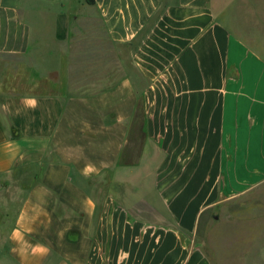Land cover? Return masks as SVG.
Here are the masks:
<instances>
[{
  "label": "crops",
  "instance_id": "1",
  "mask_svg": "<svg viewBox=\"0 0 264 264\" xmlns=\"http://www.w3.org/2000/svg\"><path fill=\"white\" fill-rule=\"evenodd\" d=\"M262 187L264 0H0V264H221Z\"/></svg>",
  "mask_w": 264,
  "mask_h": 264
},
{
  "label": "rangeland",
  "instance_id": "2",
  "mask_svg": "<svg viewBox=\"0 0 264 264\" xmlns=\"http://www.w3.org/2000/svg\"><path fill=\"white\" fill-rule=\"evenodd\" d=\"M30 76L34 78V74ZM43 82L41 91L60 93L61 82H56L55 86H51L50 80ZM217 218V222L200 232L206 250L215 247L221 264H227L229 256L234 260L231 264H236L238 259H244L246 264H259L258 261L264 264V187L237 199L232 208L219 212ZM7 227V224H0V232L2 229L5 232ZM4 248L5 242L0 239V252Z\"/></svg>",
  "mask_w": 264,
  "mask_h": 264
},
{
  "label": "clouds",
  "instance_id": "3",
  "mask_svg": "<svg viewBox=\"0 0 264 264\" xmlns=\"http://www.w3.org/2000/svg\"><path fill=\"white\" fill-rule=\"evenodd\" d=\"M32 103V106L35 107L36 106V101L35 99H33L31 101ZM86 172H91V171H96V169L92 166V165H89L86 169H85Z\"/></svg>",
  "mask_w": 264,
  "mask_h": 264
}]
</instances>
